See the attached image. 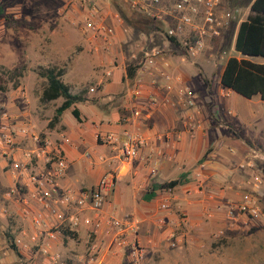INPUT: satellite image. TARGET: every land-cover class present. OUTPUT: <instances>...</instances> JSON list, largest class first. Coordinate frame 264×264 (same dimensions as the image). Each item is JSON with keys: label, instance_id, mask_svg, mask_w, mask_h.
<instances>
[{"label": "crops", "instance_id": "1", "mask_svg": "<svg viewBox=\"0 0 264 264\" xmlns=\"http://www.w3.org/2000/svg\"><path fill=\"white\" fill-rule=\"evenodd\" d=\"M107 22L114 28V36L108 47L106 48L100 41L90 43L81 36L77 43L80 50L73 51L71 59L62 67L61 79L68 85L71 93H77L85 88L82 94L84 100L74 104L79 112V120L72 116L68 108L61 112L58 121L47 127L54 108L39 110L36 104L34 112L22 111L23 106L11 98L13 95L11 91L0 96V104L14 116L15 122H24L30 127L28 118L45 121L43 128L38 132L30 128L41 138L59 145L67 162L62 184L70 185L75 190L89 189L105 173L113 175L114 183L105 197L102 210L117 217L127 216L137 220V236L145 251L148 249L141 264H146L149 251L151 252L149 255L158 258L157 264H218L226 256V250L232 247L213 244L216 242L215 238L219 236L217 227L221 224V218L224 219V209L240 199L239 188L244 186L242 182L244 184L246 179L241 171L249 168L241 169L238 164L236 167L232 164L234 160L231 157L229 159L221 150L208 147L209 141L205 134L207 126L217 121L215 112L211 117H195L197 126L193 136L189 137L181 131L179 118L181 111L174 95L169 96L170 101H165V91L150 85V76L144 69L140 55L143 50L150 51L155 48L161 51L162 59L168 64L167 71L178 76L180 84L191 87L186 75L188 71L176 60V55L170 48L177 44L161 34L135 32L129 29L121 18L119 21L109 18ZM0 30L8 32L5 27ZM47 34L53 41V44L49 45L47 55L55 61L60 60L66 51L63 44L71 39L65 33L55 34L54 30ZM0 44L6 48L8 55L15 53L14 47H10L5 39V34H0ZM248 58L264 63V59L258 56ZM6 62L9 61H0V64ZM130 65L134 68L131 75L127 76L126 68ZM106 71H109L108 76ZM137 80L141 81L142 92L140 97L134 98L136 103L143 107L138 128L149 140L148 146L140 151L142 157L125 161L118 145L102 143L96 139V135L120 131L123 117L128 114L126 109L128 99L131 100L126 86L129 84V87H133ZM89 87H93L94 90L89 91ZM222 88L229 93L233 92L228 88ZM149 92L156 94L157 104L152 107L148 104ZM253 96H257L262 102L258 94ZM213 101V107L218 106L219 102L224 108L236 112L226 98ZM50 102H58L56 107L61 99L57 98ZM262 104L264 108V103ZM67 110L68 115L65 116ZM234 113L228 115L233 124L237 120ZM246 118L250 120L252 117ZM241 120L245 121L240 119V122ZM176 132L179 133V137H176ZM161 134H166V137L160 138ZM205 152L204 159L198 162ZM6 162V158L0 153V187L12 188L15 184L6 172ZM151 166L154 168L153 172H150ZM181 174L183 175L181 184L172 188H156L151 198L143 199L142 195L151 189L152 185L177 178ZM20 182L22 183V180ZM262 189L264 196V187ZM164 197L174 201L185 214L180 225H175V213L163 212L158 208V202ZM262 200L264 201V197ZM11 202L24 220L21 228L13 230L14 240L23 229L31 233L32 227L28 218L20 212L18 204L15 201ZM208 214L210 216H207ZM159 218L163 219L162 226L157 223ZM248 224L246 217L237 216L235 220L227 223L229 231L226 234L232 235ZM88 230V227L80 225L76 229L68 230L73 233V237L59 232L54 239L47 238L43 232L36 241L29 242L30 244L24 236L27 246L21 247L16 244L15 246L18 253L27 258L33 255L39 257L41 264H121V262L131 264L123 250H119L118 254L110 253L101 237L98 234L95 237L88 234ZM170 232L175 235L176 247H170L166 242V236ZM90 242H95L99 252L91 258L87 252ZM31 246H36L34 247L36 252L30 250ZM42 247L47 254L42 252ZM255 247L251 248V251L255 250L256 256ZM72 251L74 253H71ZM63 254L65 263L60 259ZM247 260L246 264L248 262L250 264L251 262Z\"/></svg>", "mask_w": 264, "mask_h": 264}, {"label": "built area", "instance_id": "2", "mask_svg": "<svg viewBox=\"0 0 264 264\" xmlns=\"http://www.w3.org/2000/svg\"><path fill=\"white\" fill-rule=\"evenodd\" d=\"M125 1L131 9L160 23L164 36L175 39L177 46L188 57H196L207 41L220 37L232 23L240 20V9L237 6L225 7L224 0ZM66 7L77 14L72 23L82 37L90 43L100 41L108 47L114 36V28L107 20H120L119 15L111 11L110 0H68ZM140 59L150 76V85L165 91L164 100L170 101L169 96L174 95L181 111V131L192 137L197 126L192 89L180 84L179 77L167 71L168 64L162 59L159 49L143 50ZM106 75H109V71H106ZM88 90L94 89L89 87ZM126 90L131 100L128 99L126 105L128 114L123 117L122 128L118 133L97 134L96 139L102 143L118 145L123 159L132 161L141 156L140 151L148 146L149 138L138 128L143 107L136 103L134 97L141 95V81L137 80L133 87L127 84ZM228 94V90L222 88L221 95ZM147 96L149 106H155V92H149ZM175 135L179 137L178 132ZM159 137L164 138L166 134ZM229 151L234 152V149L229 148ZM0 153L7 160L6 172L15 184L4 192V196L12 197L32 227L31 233L26 229L21 230L14 238V244L26 247L27 242L30 244L29 242L36 241L43 232L47 238L54 239L63 228L72 230L84 225L89 229L88 234L94 237L98 234L101 237L110 253L118 254L119 250L124 249L131 264L142 263L145 249L136 233L137 220L127 216L117 217L102 210L105 197L114 183L111 173L102 175L89 189L75 190L70 185L62 184L67 162L59 145L41 138L24 122H15L14 116L1 108ZM154 163L155 161L152 162ZM253 166L251 157L238 163L241 169H252ZM153 171L151 166L150 172ZM261 184V176L253 170L244 181V185L250 190L242 193L235 204L224 209L226 223L242 215L264 225V204L253 194ZM158 208L163 212H172L168 197L158 202ZM184 218L185 214H176L175 225H180ZM157 223L162 226L163 219L159 218ZM220 233L221 230H218V234ZM24 236L27 242L24 241ZM166 240L170 246L176 245L174 233L170 232ZM88 247L90 258L99 253L95 242H90ZM41 250L47 254L43 247Z\"/></svg>", "mask_w": 264, "mask_h": 264}, {"label": "rangeland", "instance_id": "3", "mask_svg": "<svg viewBox=\"0 0 264 264\" xmlns=\"http://www.w3.org/2000/svg\"><path fill=\"white\" fill-rule=\"evenodd\" d=\"M67 1L0 0V28L5 27V30L8 31L0 30L2 31L0 34H5V39L10 47H14L13 50L15 52L12 55H8L6 48L1 47L0 44V61H9L5 64H0V84L4 83L7 86L5 91H0V96L11 91L13 93L11 98L17 100L23 106L22 111L32 113L36 104L39 110L44 111L55 107L58 102L47 101L41 103L38 101L41 84L35 70L39 66L46 67L49 65L62 68L71 59L73 51L80 50L77 43L81 34L77 30L76 25L72 23L77 14L67 9ZM249 2L250 0H224L225 7L237 6L240 9V20L237 23H232L228 29L223 31L220 37L207 41L203 50L196 57H188L178 46L170 48L173 54L176 55V60L182 63L183 67L188 71L186 75L190 80V88L194 94L195 117H211L214 112L216 113L215 118L217 121L213 125L207 126L206 129L205 138L209 141L208 147L221 150V153L229 157V159L231 157L234 160L232 164H235L236 167L241 160L251 157L254 166L252 169L240 170L242 176L247 178L254 170L264 182L263 104L258 100L257 96L246 99L234 92L229 93L227 96H222V85L219 83V74L226 58L230 55L240 56L234 49L233 42L238 24L245 19L248 13ZM21 18L24 19L25 23L12 26L9 22L10 19ZM129 29L140 32L131 27ZM50 30H54L55 34L65 33L71 39V41L63 44L66 51L64 50L65 52L60 60L57 61L47 55L49 45L53 44L52 39L47 34ZM140 33L144 34L143 32ZM1 39H3V36H1ZM141 56L142 52L140 58ZM9 71H15V75H20L17 88L13 89L11 87V79L8 78ZM82 89L85 88L83 87ZM222 97L228 100L232 109L236 111L235 113L217 102V99ZM213 99H216L218 106L213 107ZM0 108L7 111L2 104H0ZM65 113V116L68 115V110ZM233 113L237 119L234 124L232 123L233 120L228 116L233 115ZM246 117L252 118L249 120ZM28 119L30 122L28 124L32 129L38 132L43 128L45 121H36L33 117H31V120L30 118ZM240 119L245 121L241 120L240 122ZM229 148H233L234 152H230ZM242 185H244L243 182ZM262 187H264V183L253 194L264 204ZM8 189L9 187L6 186L0 187V264H41V259L36 255V257L33 255V257L27 258L19 253L18 256L8 246L5 233L10 232L13 234V230L21 228L24 224V220L18 215L15 205L11 202L14 201L12 197L7 198L4 196V192ZM239 190L240 194H242L250 190V188L244 185ZM170 209L175 214L181 212L172 200L170 201ZM204 218L208 219L207 217ZM246 219L249 221L246 227H242L241 230L238 229L232 235H228L226 234L229 231L227 223L221 218V224L217 229L222 230V232L215 238L214 241L216 242L213 244H223L226 248L230 246L232 248L226 250V256L218 264H246L247 259L251 262L250 264H264V225L256 219L249 217H246ZM166 242L169 243L167 240ZM257 246L262 248V250ZM34 247L36 246H31L30 250L35 251L36 248ZM170 247H176V245ZM254 247L257 248L256 256L255 250L251 251V248ZM147 250L143 259L148 253ZM71 253L74 252L72 251ZM64 254L60 256L63 263H65ZM148 255L146 264H157L158 258Z\"/></svg>", "mask_w": 264, "mask_h": 264}, {"label": "trees", "instance_id": "4", "mask_svg": "<svg viewBox=\"0 0 264 264\" xmlns=\"http://www.w3.org/2000/svg\"><path fill=\"white\" fill-rule=\"evenodd\" d=\"M110 9L117 13L129 27L144 34H161L165 37L160 23L131 9L125 0H110ZM9 22L12 26L25 23L22 18L10 19ZM165 38L175 42V39L171 37ZM233 47L240 56L230 55L226 58L219 74V83L244 98L258 94L259 99L264 103V63L255 62L248 58L258 56L264 59V0H250L247 15L237 26ZM133 68L131 65L126 68L127 76L131 75ZM35 73L40 78L41 84L38 101L42 103L57 98L61 99V102L54 107L53 114L46 126H52L54 122L58 121L61 112L68 108H70L72 116L79 120V112L74 104L84 100L82 95L84 89L77 93H71L68 85L61 79L63 69L54 65L39 66ZM8 74V78L11 79V87L17 88L20 75H15V71H9ZM6 89L7 86L4 83L0 84V91L3 92ZM205 155L206 152L201 155L198 162L202 161ZM182 181L183 175L181 174L177 178L154 184L151 189L145 191L142 197L147 200L153 196L154 189L172 188L181 184ZM61 233L73 237V233L65 228L62 229ZM13 234L5 233L10 250L19 256L13 241ZM121 264L126 263L121 262Z\"/></svg>", "mask_w": 264, "mask_h": 264}]
</instances>
